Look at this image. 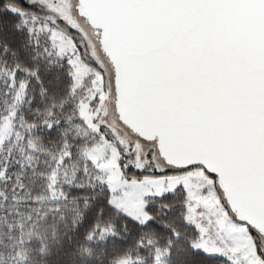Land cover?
Instances as JSON below:
<instances>
[{
  "label": "snow or ice",
  "instance_id": "1",
  "mask_svg": "<svg viewBox=\"0 0 264 264\" xmlns=\"http://www.w3.org/2000/svg\"><path fill=\"white\" fill-rule=\"evenodd\" d=\"M0 264H264V0H0Z\"/></svg>",
  "mask_w": 264,
  "mask_h": 264
}]
</instances>
